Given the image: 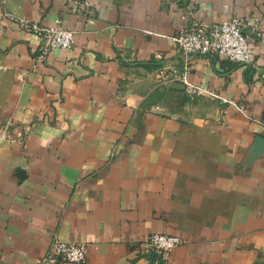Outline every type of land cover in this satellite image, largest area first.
<instances>
[{
  "label": "crops",
  "instance_id": "1",
  "mask_svg": "<svg viewBox=\"0 0 264 264\" xmlns=\"http://www.w3.org/2000/svg\"><path fill=\"white\" fill-rule=\"evenodd\" d=\"M86 1L0 0V264H74L42 260L53 240L81 264H264V0ZM8 13L72 48L36 61ZM236 17L254 65L174 43ZM153 232L183 241L164 260Z\"/></svg>",
  "mask_w": 264,
  "mask_h": 264
},
{
  "label": "built area",
  "instance_id": "2",
  "mask_svg": "<svg viewBox=\"0 0 264 264\" xmlns=\"http://www.w3.org/2000/svg\"><path fill=\"white\" fill-rule=\"evenodd\" d=\"M70 3H80V9L87 8L89 3L85 0H68ZM82 7V8H81ZM11 20L16 21L23 29L32 31L39 43V52L36 61L43 60L56 48L70 49L74 44V30L57 18L51 25H40L29 21L25 17L11 13L7 14ZM244 23L239 18L227 22H198L194 21L178 29L173 40L176 47L184 54L223 57L229 61L254 65L255 57L250 51L248 38L243 30ZM178 78L186 84L188 92L198 94L200 87L187 81V69ZM242 110V107H240ZM183 239L179 235L162 232L150 233L144 243L153 249L164 260L170 251L181 244ZM86 245L75 241L53 240L42 259L44 262L65 261L74 264L84 263L86 260Z\"/></svg>",
  "mask_w": 264,
  "mask_h": 264
}]
</instances>
